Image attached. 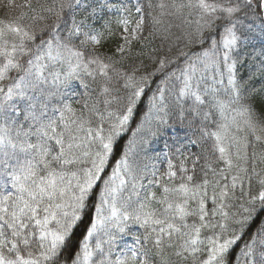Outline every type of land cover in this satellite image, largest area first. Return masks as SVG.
Returning <instances> with one entry per match:
<instances>
[{"label":"snow or ice","instance_id":"1","mask_svg":"<svg viewBox=\"0 0 264 264\" xmlns=\"http://www.w3.org/2000/svg\"><path fill=\"white\" fill-rule=\"evenodd\" d=\"M0 264H264V0H0Z\"/></svg>","mask_w":264,"mask_h":264}]
</instances>
